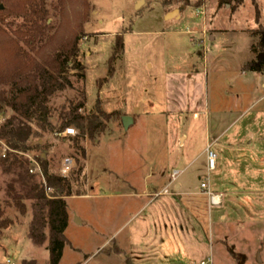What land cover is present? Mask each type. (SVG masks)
<instances>
[{
    "label": "rangeland",
    "instance_id": "1",
    "mask_svg": "<svg viewBox=\"0 0 264 264\" xmlns=\"http://www.w3.org/2000/svg\"><path fill=\"white\" fill-rule=\"evenodd\" d=\"M197 1L189 0L186 7L184 0H89L91 11L78 33L77 53L85 82L71 77L75 90H64L50 99V121L55 130L32 135L27 143L29 151L21 154L30 162L29 173L35 174L37 184L44 183L38 159L47 160L49 171L62 178L65 163H71L64 177L70 181L72 192V196L64 197L70 217L64 235L70 245L65 247L60 264H171L176 260L187 264L186 258L199 264L209 256L213 264H264V204L252 213L250 205L241 200L246 210L234 216L228 242L227 231L222 230L224 220L217 214L220 207L211 208L214 221L210 236L206 214L202 229L189 219L179 224L177 207L163 200L168 197L178 201L174 186L181 181H186L193 192H200L199 184L205 177L195 172L201 163L206 133L222 128L219 118L251 106L244 116V124H250L264 109V69L246 73L238 69L249 55L254 65L264 52V32L257 31L259 25L264 29V0L254 1L259 24L253 19L251 0H243L233 15L229 6L217 9L214 0H203L200 7ZM46 5V25L49 34H55L56 44L69 37L79 3L46 0ZM178 10L177 15L167 18ZM118 35L124 40V52L113 64V76L108 77L107 65ZM8 38L1 27L0 70L9 60L4 52ZM202 58H208L207 77L191 84L187 75L203 65ZM83 85L86 104L81 113L96 114L98 100L106 115L100 119L103 131L94 141L78 140L79 132L74 127L57 133L61 112L68 111ZM1 90L7 91V87L0 85ZM193 94L201 100L200 111L179 104L190 101ZM182 107L184 112H177ZM195 113L200 116L194 117ZM12 115L0 103V127ZM128 116L134 123L125 132L121 118ZM244 130L242 134L247 128ZM11 152L0 141V264H48V242L36 246L27 239L30 202L22 201L26 208L22 216L13 208L7 192L14 177L2 172L1 160ZM219 160L217 153V165ZM80 166L83 169L78 176ZM181 170L179 180L173 179V172ZM216 172L211 173L210 186L218 193L213 184ZM253 184L258 188L246 190L260 192L264 188L258 181ZM14 187L19 192L18 185ZM45 191L46 195L54 193ZM130 192L144 193L146 198H134ZM205 200L206 196L192 195L181 203L184 208L191 203L202 208ZM4 224L9 227L2 228ZM178 247L183 250L181 256Z\"/></svg>",
    "mask_w": 264,
    "mask_h": 264
},
{
    "label": "trees",
    "instance_id": "2",
    "mask_svg": "<svg viewBox=\"0 0 264 264\" xmlns=\"http://www.w3.org/2000/svg\"><path fill=\"white\" fill-rule=\"evenodd\" d=\"M214 1L217 9L229 6L231 15L243 5V0ZM1 3L6 4L5 8ZM78 3L80 10L69 37L54 44L55 34H49V26L46 25L49 14L46 0H0L2 7L0 31L3 27L9 36L4 45L6 47L4 52L9 60H6L7 65L0 70V85L7 87V91H0V103L13 112L12 117L0 127V141L12 151L1 160V167L4 174L14 177L7 187L13 208L24 216L26 208L22 201L30 202L31 220L27 239L36 246L48 242L46 247L48 264H59L63 249L70 245L69 240L64 236L68 226L64 197L72 196L70 181L51 173L47 160L38 159L37 163L44 183L37 184L35 174L29 173L30 162L21 154L29 151L27 143L32 135H38V131L55 130L50 121L52 115L50 99L64 90H75L71 77L83 84L85 82L84 67L77 60L78 33L88 22L91 7L89 0H78ZM251 3L254 7L255 23L259 24L258 6L254 0H251ZM195 4L200 7L203 5V0ZM183 5L188 7L189 0H184ZM8 19L12 21L6 22ZM257 31L264 32V29L259 25ZM123 52L124 40L118 35L115 37L107 65L108 77L113 76V64ZM263 64L264 59L254 65L246 63L242 70L259 72ZM85 104L86 93L83 85L77 99L69 105L68 111L61 112L57 133H62L68 127H74L79 132L78 140L86 138L94 141L95 136L103 131L104 125L100 119L105 118L106 115L100 109L98 100L95 102L96 114L91 116L82 114ZM81 156L85 157L83 149ZM82 169L83 166H80L76 171L78 176ZM15 184L18 185L19 192L15 191ZM45 189L53 190L54 193L46 195ZM8 227L7 224L2 225L4 229ZM232 255L236 257L233 253ZM240 260L237 259L238 262Z\"/></svg>",
    "mask_w": 264,
    "mask_h": 264
},
{
    "label": "crops",
    "instance_id": "3",
    "mask_svg": "<svg viewBox=\"0 0 264 264\" xmlns=\"http://www.w3.org/2000/svg\"><path fill=\"white\" fill-rule=\"evenodd\" d=\"M193 1L194 0H192V2ZM182 9H185V7L181 8V10ZM198 11H200V9ZM168 15H166L167 18ZM261 23L262 25L264 24V17L263 19H261ZM209 25L212 26L211 24ZM213 31H214L213 33L220 32V30L218 31L213 30ZM213 33H212V38L215 39ZM202 60H203V65L194 68L195 72L192 73L191 75H187V77H190L191 84H193L196 81V79H201L204 78L205 76L207 77L208 70L205 67V63L208 60V58H202ZM252 60H253L252 55H249L248 60L242 62V64L239 65L238 69L242 71L243 65L246 63H250ZM261 86L262 88H264V82L261 83ZM179 104H181V106H185V108L187 109L188 108L190 109L191 107L192 111L194 109L200 111L201 110L200 106L202 105L201 100L195 94L192 95L190 101H188L187 103L179 101ZM182 108L183 110L177 112L179 113L184 112L185 109L184 107ZM250 108L251 106H248L245 110L238 112L232 116H227V118H223V120H220V118L218 119L219 124L222 126V128H220L218 132L208 131V133H206L207 137L205 140V145L203 150L201 151L202 153L200 157L201 163L196 169L197 172H195V174L201 172V174H203L205 178L207 177V186H209L210 191H212L210 186L211 173L217 171L214 175L213 184L218 189L219 192L217 194L221 196V201L223 202L217 214H220V219L224 220L223 223L224 229L222 230L224 232L227 231L226 237L228 242L230 241V237H231V235H229L231 222L232 220L234 222L236 221V218H234L235 215H238L242 211L246 210L244 208V203L250 205L249 207L252 213L258 210L260 211L259 205L264 204V188L260 192L253 190L252 191L246 190V189L258 188L256 187L258 185L253 184V182L256 183L257 181L260 187L264 186V184H262L264 182V115H262L264 114V109H260V111L257 112L256 117L254 116L252 118L250 124H244V116L247 113L249 114L248 110ZM199 116H200L199 113H195L194 115V117H199ZM241 127L243 129H241ZM246 128L247 131L245 132V134L244 132L242 134L241 131ZM243 136L244 138H242ZM208 144H212L213 151L215 152L216 150V155L218 153V157L220 159L218 161V165L216 162L215 168L214 170H212V172H209L207 170L206 154L204 153V150ZM181 171L178 172L180 175L183 173V170ZM177 179L179 180V177ZM186 183H187L186 181H181L174 186L178 198L177 202H173V200H170L168 197L163 198V200L166 204L172 203L175 207H177L176 215H177V220H179V224L180 222L186 223L189 219L195 225L198 224V226L202 229V224L203 225L205 224V220H206L205 214H206V217L208 219V225H207L209 228L208 231L210 236H212V230H210V227H212L214 219L212 217V211H211L212 209L209 207V203L207 202V200H205L206 202L204 201L205 204L202 205L203 206L202 208H199V205L197 208L195 205L191 203L190 205H187L186 207L187 209H186L184 208V205L181 203V201L183 200H189V198H191L192 195L206 196L201 190V188H200V192H198V190L196 192H193L194 190H191V188L188 187ZM129 195H131L134 198L136 197L146 198L144 193H140V192L139 193L130 192ZM242 199L244 203L241 202ZM260 200H262V202H260ZM69 221H70V217L68 215L67 223ZM180 249L181 248L178 247V251L181 256L183 254V250ZM64 250L65 248L63 249V252ZM207 252H210V249ZM208 258L210 259L208 260H205L204 258L201 259L199 264L201 262H205L206 264H213V260H211V256H209ZM257 259H259V255L257 256ZM186 260H188L187 264L196 263V262L194 263V261L191 260L190 258H186ZM178 262L179 260L178 261L176 260L175 262L172 261L171 264H183L182 262L181 263ZM131 264H134V262L132 261Z\"/></svg>",
    "mask_w": 264,
    "mask_h": 264
},
{
    "label": "built area",
    "instance_id": "4",
    "mask_svg": "<svg viewBox=\"0 0 264 264\" xmlns=\"http://www.w3.org/2000/svg\"><path fill=\"white\" fill-rule=\"evenodd\" d=\"M263 69H264V64H263ZM67 132H72V130L67 129ZM204 153L206 154V161H207V170L209 172H212V170H214L215 168V164H216V159H217V155L216 153L213 151L212 149V144H208L204 150ZM71 165L70 162H66L65 163V168L62 170L63 174L62 176L67 177V166ZM30 172H32V170H30ZM179 176L178 172H173L172 174V178L176 179ZM200 188L203 191V193L206 195L207 197V202L209 203V207L213 208V207H220L222 205V201H221V196L215 192H211L209 189V186H207V177L203 179V181L200 183ZM200 264H206L205 262H201Z\"/></svg>",
    "mask_w": 264,
    "mask_h": 264
},
{
    "label": "water",
    "instance_id": "5",
    "mask_svg": "<svg viewBox=\"0 0 264 264\" xmlns=\"http://www.w3.org/2000/svg\"><path fill=\"white\" fill-rule=\"evenodd\" d=\"M0 9H2L1 6H0ZM177 14H178V11H174V13H171L168 15V18H172ZM263 59H264V52H261L257 57V63L256 64L261 63L263 61ZM121 122H122V126H123V129L125 132L128 131V128L134 123L133 119L129 116L128 117H122ZM76 223H78L80 225L79 222H76ZM257 262L260 263V260L257 259Z\"/></svg>",
    "mask_w": 264,
    "mask_h": 264
}]
</instances>
